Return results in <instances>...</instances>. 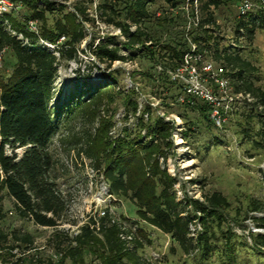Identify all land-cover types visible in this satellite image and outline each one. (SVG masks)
<instances>
[{
	"label": "trees",
	"instance_id": "trees-1",
	"mask_svg": "<svg viewBox=\"0 0 264 264\" xmlns=\"http://www.w3.org/2000/svg\"><path fill=\"white\" fill-rule=\"evenodd\" d=\"M9 1L24 5L30 12L26 19L41 23V27L36 33L13 14H0V59L5 53L13 58L12 71L5 75L0 71V222L8 216L4 210L6 195L12 199V212L19 219L54 229L51 239L58 257L45 260L31 258L38 264H153L143 254L147 245L152 243L146 227L169 236L172 249H180L185 255L199 254L203 260L209 259L215 250V229L225 221L230 203L219 191L204 194L202 199L187 195L182 200L178 199L174 190L178 180L161 163V159L167 161L168 151L173 147V123L164 116L154 117L150 105L140 109L139 102L130 97L126 101L128 111L135 115L140 113L135 135L132 137L125 129L124 137L113 139L111 131L114 124L99 111L104 99L112 98L116 91L119 79L115 72L107 73L106 84L89 88L87 82L82 81V86L70 92L61 104L53 103L60 60L65 57L73 59L77 46L86 37L84 24L93 20L86 8L76 5L74 12L69 11L66 5L69 0ZM156 1L99 0L95 10L98 19L121 30L126 49L131 52L137 48L149 51L170 70L180 66L191 50L189 35L191 42L198 45L197 52L223 62L224 66L238 69L237 74L241 78L253 69L250 61L225 48L220 50L216 42L213 32L216 19L211 7L227 5L230 0H208L202 7V10H207L206 16L197 28L189 34L185 30H175L174 33L169 30L168 39L164 42L160 38L157 40L146 24L154 22L169 28L176 20L167 16L160 18L152 13L149 6ZM165 1L174 9L180 5V0ZM231 1L234 4L237 0ZM258 12L263 25L264 10ZM56 13L58 17L50 23L49 16ZM246 17L250 20L243 21L242 18ZM179 18L185 20V15ZM255 21L253 13L241 17L238 31L240 28L253 31ZM132 25L136 30L131 29ZM40 41L54 45V50ZM89 47L93 57L108 64V69L116 61L132 59L122 54L118 45L94 44L92 41ZM166 78L169 80L168 75ZM246 84V90L237 88V91L251 94L257 108L264 109V91L252 83ZM185 105L204 111L206 119L210 120V106L204 101L191 97ZM146 114L147 120L144 118ZM77 115L97 121V127L87 135L81 151L103 176L109 193L129 199L135 206L133 226L127 224L130 218L117 217L106 208L103 215H91L72 236L61 228L69 223L70 203L53 174L56 160L50 147L61 122ZM250 135L248 137L252 138ZM259 135L261 139H253L252 144L263 147L264 131ZM6 146L25 148V151L21 156L16 152L8 155ZM253 210L264 212V203L258 202ZM194 223L201 227L196 235L191 228ZM255 242L257 246L264 247V235H258ZM34 243L35 237L30 232L14 229L7 233L0 229L4 263L28 262L27 253L36 249ZM232 261L236 262V259Z\"/></svg>",
	"mask_w": 264,
	"mask_h": 264
},
{
	"label": "rangeland",
	"instance_id": "rangeland-1",
	"mask_svg": "<svg viewBox=\"0 0 264 264\" xmlns=\"http://www.w3.org/2000/svg\"><path fill=\"white\" fill-rule=\"evenodd\" d=\"M207 1L203 0L204 3ZM233 2L230 0L227 5L211 7L216 19L213 32L219 49L225 48L234 54L238 53L253 66V69L241 78L237 74L238 69L225 65L231 90L233 94L238 93L237 88L246 90L248 82L264 91V24L262 25L259 12H254L256 24L252 26L253 31L250 28H240L238 31V20L241 17L237 12V1L232 4ZM98 3L99 0L66 2L68 10L72 12L75 11L76 5L85 7L88 16L93 20L84 24L86 37L77 46L73 59L65 57L60 60L54 83L56 95L53 103L61 104L70 92L82 86V81H86L89 88H94L106 84L108 72H115L119 79L116 91L113 92L112 98L104 99L99 111L101 115L112 120L113 139L124 137L125 129H128L132 137L135 135L134 130L140 113L135 115L128 111L127 99H136L142 110L150 105L154 117L164 116L174 125L173 147L168 151L167 161L161 159V163L178 180L174 187L178 199L182 200L186 195L202 199L204 194L219 191L230 203L225 221L220 228L215 229V250L209 259L203 260L199 254L185 255L180 249H172L170 237L152 227H146L152 243L145 248L144 256L152 260L153 264H264V247L257 246L255 242L258 235H264V212L253 210L258 202L264 203V146L252 144L253 139H261L259 133L264 131V109L257 108L255 100L250 103L240 98L232 106L225 126L222 129L216 128L211 120L206 119L204 111L185 105L184 79H174L170 68H166L149 51L137 48L131 52L126 49L121 30L98 19L95 10ZM149 10L157 17L167 16L176 20L174 27L171 25L169 28L154 22L146 24L161 42L168 39L169 30L173 33L175 30H185L189 34L194 28L190 26L192 29L188 30L192 20L186 16L185 20L179 18L185 15L182 4L174 9L165 0H157L150 4ZM9 13L19 20H24L27 26L30 25L31 19H26L30 12L24 5L13 4ZM206 13L207 10L204 9L203 18ZM56 17L57 13L55 16L50 15L49 22L52 23ZM242 19L248 21L250 17ZM35 26L34 32L39 33L41 23L37 22ZM131 29L136 30V26L132 25ZM63 40L64 37L61 38V41ZM92 41L94 44L104 42L110 46H121L122 54L132 59L116 61L108 69V64L101 63L89 52ZM40 43L54 50V45L44 41ZM56 56H59L57 52ZM208 58L212 59L209 56ZM213 61L216 65H224L221 61ZM12 68V55L5 53L0 59V71L5 75L10 73ZM147 116L146 114L144 117L146 120ZM96 127L97 121H90L83 115L64 119L50 147L56 160L53 174L70 203L69 223L61 226L70 236L77 233L78 228L91 215H101L106 208L117 217L130 218L127 222L130 226H133L136 220L132 202L126 198L112 196L103 176L94 169L92 161L81 151V148L85 147L87 135ZM249 134L252 138L248 137ZM178 137L183 141L178 142ZM24 151L25 148L12 149L6 146L8 155L16 152L21 156ZM4 210L8 212V216L0 222L1 230L9 233L18 229L30 232L35 237L36 249L27 253L28 262L24 264H38L36 261L33 263L31 258L41 257L45 260L58 257L51 239L53 228L40 227L33 222L19 219L12 212V199L6 195ZM191 228L195 235L201 230L198 223H194ZM15 252L19 257V251ZM1 254L5 252L0 250V264H7L2 261ZM233 258L236 262L232 261ZM11 259L12 257L9 258Z\"/></svg>",
	"mask_w": 264,
	"mask_h": 264
},
{
	"label": "built area",
	"instance_id": "built-area-1",
	"mask_svg": "<svg viewBox=\"0 0 264 264\" xmlns=\"http://www.w3.org/2000/svg\"><path fill=\"white\" fill-rule=\"evenodd\" d=\"M185 16L192 20L189 27L197 28L203 18V0H180ZM13 3L9 0H0V14L9 13ZM239 17L248 16L250 13L264 10V0H237L236 4ZM8 23V22H7ZM37 21L31 20L28 28L36 31ZM188 28V30L192 28ZM193 28V29H194ZM191 50L185 55L183 62L171 70L174 79H184V93L186 100L195 97L210 106L209 118L212 124L222 129L235 102L242 98L253 102L254 98L249 93H234L227 78V69L224 65H216L205 53L197 52L198 45L191 42ZM184 101V99L182 98ZM104 211L101 212V215Z\"/></svg>",
	"mask_w": 264,
	"mask_h": 264
},
{
	"label": "bare ground",
	"instance_id": "bare-ground-1",
	"mask_svg": "<svg viewBox=\"0 0 264 264\" xmlns=\"http://www.w3.org/2000/svg\"><path fill=\"white\" fill-rule=\"evenodd\" d=\"M183 139H181V137H178V142H182Z\"/></svg>",
	"mask_w": 264,
	"mask_h": 264
}]
</instances>
